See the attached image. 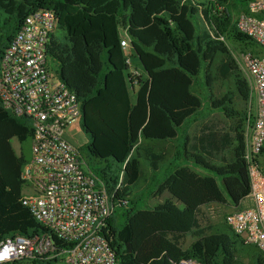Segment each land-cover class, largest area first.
<instances>
[{
    "label": "trees",
    "instance_id": "16d2710c",
    "mask_svg": "<svg viewBox=\"0 0 264 264\" xmlns=\"http://www.w3.org/2000/svg\"><path fill=\"white\" fill-rule=\"evenodd\" d=\"M248 1L0 0V57L30 13L51 12L55 30L62 34L61 42L52 35L46 56L78 102V125L88 137L85 164L114 201H124L107 221L114 264H177L186 259L198 264H264V256L243 245L224 218L208 226L207 233L198 223L202 208L237 207L249 195L244 161L249 89L226 46L229 40L244 51L259 52L252 51V41L235 28L236 18L248 13ZM122 32L128 57L141 75L128 72L119 47ZM200 88L212 113L201 121L193 118L195 130L188 136L184 127L200 110ZM214 115L219 119L212 122ZM183 128V140L172 155L147 144L176 141ZM30 135L29 121L0 105V241L45 232L19 202V173L27 159L14 151L11 141L21 148ZM260 154L264 165V151ZM141 160L152 172L158 165L182 160L209 175L175 166L152 193L168 198L150 209H126L134 203L129 198L142 179ZM116 215L122 218L120 225ZM186 235L195 239L181 248ZM52 240L59 248L66 246Z\"/></svg>",
    "mask_w": 264,
    "mask_h": 264
},
{
    "label": "built area",
    "instance_id": "2783aa9c",
    "mask_svg": "<svg viewBox=\"0 0 264 264\" xmlns=\"http://www.w3.org/2000/svg\"><path fill=\"white\" fill-rule=\"evenodd\" d=\"M236 30L261 51H241L236 64L246 76L249 102L245 120L244 161L249 204L229 212L224 222L243 245L264 256V0H249ZM55 30L49 11L28 14L0 57V105L31 127L29 158L20 169L19 202L45 232L29 238L0 241V264H114L107 221L119 204L65 140L67 128L78 124L79 105L55 72L49 70L46 49ZM129 67V44L119 42ZM261 52V53H260ZM137 76V71L130 72ZM55 237L66 246L59 248ZM177 264H198L191 259Z\"/></svg>",
    "mask_w": 264,
    "mask_h": 264
},
{
    "label": "rangeland",
    "instance_id": "374dc122",
    "mask_svg": "<svg viewBox=\"0 0 264 264\" xmlns=\"http://www.w3.org/2000/svg\"><path fill=\"white\" fill-rule=\"evenodd\" d=\"M3 17L4 16L0 13V22L2 21ZM234 20H235V18H234ZM61 35L62 34L59 31L54 30L53 37L57 42H61ZM226 46H227V48H228V50H229L234 61H235V56L237 55V53L244 51V48L242 45L234 44L229 40L226 41ZM250 49L252 51H255V52L261 51L255 45L253 46V48L251 47ZM246 51H249V50H246ZM46 63H47V66H48L50 71H52V72L56 71V65L54 64V62L51 61V59L47 58ZM134 70L137 71L138 74H142L138 64H136L134 62V60L131 59L130 65L128 67V72H132ZM244 76H245V74H244ZM245 78H246V76H245ZM197 95L201 100V107H200V110L192 118H190V120L187 121L186 127H184L185 129H187L185 134L188 136L192 133V130H195V124L196 123H190L192 120H194L193 118H196L197 121H201L203 119L208 118V115L212 113L207 108V100L205 98L206 96H204V92L201 90V88H200V90L197 91ZM129 97H130V100L132 101L134 98V94L130 92ZM215 114H217V113L215 112ZM209 117L212 118V115ZM218 119H219V116L214 115V119L211 121L215 122ZM189 123H190V125H189ZM184 128L178 130V132H177L178 140H176V141L173 140V141H168V142H147V144L153 145L155 148V152H158V150L163 149V150H165V152L167 151L169 155H172L173 149L177 146V144L180 143L181 140H183V131L185 130ZM64 138L67 142H69L77 150L79 157L84 162L88 161V158L86 156V152L84 149L85 145L88 143V137L86 134H84L81 131L78 124H75V125L67 128L64 132ZM11 146L17 154L20 151L26 159L29 158V144L28 143H26L24 146L19 148L16 141L12 140ZM170 163H168L166 165H158L156 168V171L152 172L148 168L146 162L141 160V167L140 168L142 171V179L139 180V182L137 184L138 185L137 190L135 192H133L129 198V199L134 198L135 199L134 203L129 204L126 207V209H128V208H131L133 210L150 209L153 206L157 205L158 203L162 202L164 199L168 198V196L165 193L160 195V196L152 195V193L154 192L156 185L161 181V179L164 177V175H166L167 172H169L175 166L187 165L188 168H190L192 171L196 172L198 175H209L204 170L193 167L190 165V163H187V162L182 161V160L179 162H176V163H171V164ZM100 165L102 166L103 163H101ZM216 183H217L218 187L221 189V184H220L219 180L216 179ZM173 203L175 204V206L178 209L182 208V206L178 202L173 201ZM248 204H249V202L245 198L240 202V204L237 207H232V206H228V205L223 206V207L212 205L208 208H202L200 210V214L198 216V223L200 226V231L207 233L206 228L208 226H213L215 224L222 222L223 218L226 214H228L229 212L234 211V210H240V209L246 207ZM116 217H117L116 223H117V225H120L122 223V218L119 217V215H116ZM194 239H195L194 237H192L190 235H186L182 240H180L181 248L187 247ZM242 261H243V263H247L246 258H243Z\"/></svg>",
    "mask_w": 264,
    "mask_h": 264
},
{
    "label": "crops",
    "instance_id": "0c3cea01",
    "mask_svg": "<svg viewBox=\"0 0 264 264\" xmlns=\"http://www.w3.org/2000/svg\"><path fill=\"white\" fill-rule=\"evenodd\" d=\"M139 75H141V74H139Z\"/></svg>",
    "mask_w": 264,
    "mask_h": 264
}]
</instances>
